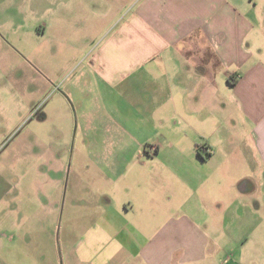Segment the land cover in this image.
I'll list each match as a JSON object with an SVG mask.
<instances>
[{"label":"crops","instance_id":"0c3cea01","mask_svg":"<svg viewBox=\"0 0 264 264\" xmlns=\"http://www.w3.org/2000/svg\"><path fill=\"white\" fill-rule=\"evenodd\" d=\"M38 32L46 35L48 23L42 22ZM259 33L264 34V3L259 6V1L138 0L127 15L110 25L87 66L73 79L69 94L78 95L82 102L81 125L84 134L91 135L85 141L86 155L147 156L155 161L159 147L147 149L137 138L148 128H162L167 136L194 133L204 140H223V129L234 136L243 132L251 166L233 186L239 184L242 189L238 190L246 191L254 177L251 173L261 178L252 180L255 186L264 188V57L263 47L255 48L261 40L255 38ZM208 142L187 151V156L199 162L197 186L189 181L196 168L166 167L168 173L186 174L185 189L197 195L206 183V172L215 174L216 190L227 173L226 167L212 163L227 153L212 149ZM135 145L133 152L130 149ZM236 151L239 156L240 150ZM119 163L121 167L109 172L128 173ZM139 163L147 166L145 161ZM150 181L138 186L124 182L121 189L133 190L139 200L126 198L115 204L103 199L97 204L92 201V209L85 207V216L93 222L85 237L69 250L71 264H253L237 259L241 253L237 250L245 252L248 246L253 250L247 252H260L264 258V240L254 247L241 245L247 240L238 242L231 227L217 226L248 218L254 207L247 198L235 193L228 207L214 204L207 212L203 188L201 208L174 212L167 202L159 201V186ZM165 189L173 191L174 186L169 183ZM159 219L166 223L151 232L143 223H135ZM187 222L195 224L196 230Z\"/></svg>","mask_w":264,"mask_h":264},{"label":"rangeland","instance_id":"374dc122","mask_svg":"<svg viewBox=\"0 0 264 264\" xmlns=\"http://www.w3.org/2000/svg\"><path fill=\"white\" fill-rule=\"evenodd\" d=\"M255 1H259V6L264 3V0ZM137 2L0 0V264H71L69 250L85 237L93 222L85 216V207L92 209V201L97 204L103 199L118 204L126 198L133 201L141 198L133 190L121 189L126 180L134 186L151 180L159 186V201L167 202L174 212L201 208L203 188L207 212L214 204L228 207L229 198L239 193L252 204L254 212L243 220L222 221L217 226L229 230L231 227L238 242L247 240L241 245L253 246L264 240V236H258L264 232V188L252 182L261 178L248 173L254 177H250L244 192L238 190L242 189L239 184L233 186L251 166L243 132L234 136L230 130L223 129V140H204L194 133L167 136L168 131L163 132L162 128H148L137 138L147 149L153 145L159 147L160 156L155 161L147 156L86 155L85 141L91 135L86 136L81 125L82 102L76 94L72 98L74 94L70 95L69 91L76 73L87 66L103 34ZM44 21L48 23V32L40 35L38 29ZM255 38L261 39L255 48L263 47L264 57V34L259 33ZM131 109L135 112L133 105ZM207 142L212 149L227 153L226 158L212 162L226 167L227 173L216 190L215 174L206 172V183L200 182L202 187L197 195L185 189L188 184L184 174L168 173L166 167L196 168L189 174V181L197 186L199 162L195 163L187 154ZM134 143L137 145L138 141L130 142ZM136 145L130 150L137 151ZM236 150H240L239 156ZM119 160L128 173L109 172L121 167ZM139 161H145L147 166H140ZM169 183L174 186L173 191L165 189ZM115 184H120V189L113 188ZM135 223H143L148 227L147 232H151L160 229L166 221ZM190 227L196 230L195 224ZM250 250L253 248L249 246L245 252L238 249L242 254L237 259L243 263L264 262L260 252H247Z\"/></svg>","mask_w":264,"mask_h":264}]
</instances>
